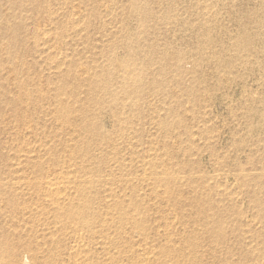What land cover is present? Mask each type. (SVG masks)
<instances>
[{
	"label": "bare ground",
	"instance_id": "obj_1",
	"mask_svg": "<svg viewBox=\"0 0 264 264\" xmlns=\"http://www.w3.org/2000/svg\"><path fill=\"white\" fill-rule=\"evenodd\" d=\"M79 1L80 5L74 7L68 6L69 0H0V264H54L50 258L40 260V257L53 254L55 248H51L48 242L56 244V232H67L68 235V246L65 253L60 252L59 264L103 262L107 259L104 249L108 234L102 233L112 230L110 222L118 228L123 221L135 229L144 225L134 217L140 212L146 195L136 194L135 200L125 199L126 195L134 193L126 192L133 181L146 185L155 198H174L179 188L184 187L196 192V177L189 176L191 174L181 176L171 166V161L181 155L196 158L198 153L195 129L198 124L194 121L198 118L196 103L200 101L196 100L194 76L203 66V62H196V53H204L205 49L196 48L195 41V45L187 44L189 49L183 52L168 41L169 33L179 22V12L186 8L195 14L192 12L184 23L196 31V9L199 10L198 26L204 29L201 34L203 42L200 43L208 52L203 58L212 66L219 64L214 51L224 54L229 51L228 61L234 59V63L255 64L256 60L251 58L255 48L251 47L254 34L250 36L248 29L264 35V0H188L187 3L182 0H92L89 7L87 2L91 1ZM224 15L227 22L220 19ZM101 16L105 20L100 27L88 23L87 17L94 21ZM41 22L43 28H40ZM114 23H117L116 27ZM158 23L169 25L172 30L160 33L154 29ZM229 26H234L240 34L231 36L233 32L230 33L227 49L222 42L215 46L218 39L210 32H231ZM51 30L54 33L51 34ZM92 31L99 33L97 40H94ZM158 34L167 39L160 42ZM30 39H33L32 47L28 43ZM22 51L24 53L20 55ZM258 53L261 52L257 51L255 58ZM186 78H190V85L185 82L188 81ZM38 109L42 114V128L34 133V111L38 112ZM147 112L154 114L150 118L154 134L147 136L150 139L146 143L144 132L138 130L140 150L135 149L138 151L135 155L132 150L137 146L134 126L143 125L142 117ZM160 112L164 115L161 116ZM204 120L201 131L207 134L210 131ZM187 122H194L195 128L183 129L185 145L181 146L182 137H177L178 132L174 134L176 131L171 130L170 123L179 128ZM53 126L59 131H50ZM108 128L114 129L117 135L112 136ZM60 132L67 134V140L54 143L52 140L58 138ZM158 135L167 140L175 135L174 141L164 140L160 144L154 138ZM176 137L178 141H175ZM34 139L38 142L35 149ZM211 145L204 144L208 148ZM221 152H217L218 155ZM210 153L213 156V149ZM198 154L201 159L200 152ZM249 154L247 159L252 167V153ZM259 163L262 162L258 160L256 164ZM217 164L221 166L223 163ZM262 166L260 172L240 167L237 172L209 176L214 190L211 192L213 202L208 205L212 216L206 217V228L211 225L214 215L221 219L222 213L237 207L244 195L249 197L259 221H264V198H260L263 194L258 189L264 184V163ZM133 173L136 176L132 178ZM171 184L177 187L175 191L168 188ZM96 190L103 196L91 199L89 194ZM188 200L191 207L196 208V196ZM185 202L183 200L182 204ZM99 206H104L105 212H101ZM180 215L173 216L179 219L183 217ZM40 219L43 228L34 230V220ZM194 219L193 225L196 226L197 220ZM169 223L173 224V220ZM94 228L100 230V236L95 237ZM187 233L189 231H185ZM173 235L166 226L163 231L157 229L155 236L165 240L173 252ZM218 237L223 239L224 235ZM143 241H146L145 237ZM248 241L254 240L250 237ZM94 248L99 250L95 256ZM136 248L138 246L127 259L136 258L137 264L151 262L150 251L138 252ZM157 250L161 255L168 252L165 246ZM195 250L193 246L190 253L186 252L189 253L187 260L194 257L196 261ZM184 256L181 254V258ZM175 264H179V259Z\"/></svg>",
	"mask_w": 264,
	"mask_h": 264
},
{
	"label": "rangeland",
	"instance_id": "obj_2",
	"mask_svg": "<svg viewBox=\"0 0 264 264\" xmlns=\"http://www.w3.org/2000/svg\"><path fill=\"white\" fill-rule=\"evenodd\" d=\"M74 1L75 0H69L68 6H74V7L76 6L77 7L78 5H80L79 0L78 1L76 0L75 2ZM89 1H91V3L87 2L88 7H89V5L90 6L92 5V0H89ZM151 1L155 2L157 0H151ZM178 1H181V0H178ZM182 1L184 3L189 2L188 0H182ZM104 2H110V0H105ZM256 2H258V1H256ZM46 4L47 3H44L43 5H46ZM251 5H252V3H251ZM217 11H218V9H217ZM192 12L193 11H191L187 8L185 9L184 12L183 11L179 12V16H180L179 22L176 25L175 30L170 29L169 28L170 26L164 25V23L156 24L154 29H158V31L160 33H163L164 31H168V29L172 30L171 31L172 34L169 33L170 39L168 41L171 42L172 46L181 49L183 52L188 51L187 49H189V48L186 46L187 44L195 45V41L197 42L196 48L198 47V48L205 49L204 51L206 52V46H203L202 43H200V42H203L201 34H202V31L204 29L198 26L199 23H198L197 19H199V14H198L199 10L196 9V31L192 30L191 28H189L184 23L186 21L187 17H191L193 14H195L194 12L192 14ZM183 14H184V16H183ZM220 19L224 20V22H227V20H228L226 15H224L223 17H220ZM87 20H88L89 24L90 23L93 24V26L96 28L97 26L100 27L101 23L105 19L102 18V16H101L99 20L93 21V18H91V17H87ZM34 22H35V20H34ZM231 23H233V22H231ZM40 25H41L40 28H43L42 26L44 25V23L41 22ZM158 25H160V26H158ZM113 26L116 27L117 23H114ZM151 29H153V28H151ZM228 31H231V32H223L225 35L222 32H217L215 30L210 32V35L212 37L218 39V42L215 44V46L219 45L222 42L227 46V47L224 46L227 49L228 48L227 42H228V38L230 37V33L233 32V34H231V36H236V35L240 34V32L237 31L234 26H231V27L229 26ZM50 32L52 34V32L54 33V30H51ZM94 32L95 31H92V34ZM248 32H250V34H249L250 36H251V34H254L253 36H251V41H252V45H253V46L251 45V47H255V48H253V55L251 58L256 60L255 64L254 63L252 64V62H249L248 64H245L243 62L234 63L235 62V61H233L234 59L233 60L229 59V61H228V57H230V56H228L230 53L229 51L226 54L214 51L213 53L217 54L216 57L217 58L219 57V59H218L219 64H216V66H214V65L212 66L211 64L208 63L207 59L205 60L203 58V54H205V52L200 53V54L196 53V62L197 61L203 62L202 63L203 66L200 67L196 71V75L194 76L196 78V100L198 99L200 101L199 103H196V114H195L196 117H198L199 119L196 118V120L194 121V122H196V124H198V125H195V126H197L196 128L194 126V128L196 129V132L198 133V134L196 133V139H197L196 140L197 141L196 152H198V153L200 152L201 159H199V157H197V155H199L197 153L196 158H191V157L185 158L181 155V156H176L177 158L171 161L172 162L171 166L181 176L183 175L186 177L189 174H191L189 176H192L194 178L196 177L195 178L196 179V192L194 191V193H193L189 187H184V188H179V192L178 191L176 192V197L172 196L174 198H170V199H166L164 197L155 198V197L151 196V192H149L151 190L148 187H145L146 185H142L138 182L136 183L135 181H133L132 184H130L128 186L126 192H127V194H129V192H131V191H133L134 193L126 195L125 199L135 200V198H137L136 194L146 195V198H144V200H143L144 202H143L142 206H140V212L137 215H135V217H134V219H136V220L139 219L140 221H142L144 223V225L142 226V228L137 227V229H135L134 227L132 228L128 224L127 221H123V223L118 228L117 225L114 227V225H115L114 222H110L112 230L102 233V235L108 234V240L106 241L107 243L105 244L106 249H104L107 259L103 260V262H101L95 258L97 260V262L93 261V264H137L136 258L127 259L128 256L130 257L131 251L133 249H135V247H137V246H138V248H136V249H138L137 250L138 252H139V250H140V252L150 251L149 259L151 262H148L147 264H175V261H177L178 259H179V264H252V263L253 264H260V262H261V264H264V234L261 232V231H264L263 230L264 229V221L262 220V223H261L259 221L260 219L257 218V212L253 208V205L250 203L248 196L244 195L242 198H240L241 201L239 204H241V206H239V204H238L237 207H232L231 209L226 211L227 213L226 212L222 213L221 219H217L214 215V218L211 220V225L207 228L204 226L206 217L208 215H211V212L208 211V205L213 202L211 199V197H212L211 192L214 190V187L212 186V181L210 180L213 177L212 174L216 175L219 173L220 174L233 173V172H237L240 167H244L243 168L244 170H253V171L255 170V171L260 172L262 167H263L262 165L264 163V158H263L264 157V153H263L264 152V121H263L264 120V104H263L264 103V69H262V68H264V66H263L264 65V44H263L264 43V35L262 36L261 33L252 32L251 28L248 29ZM220 33H221V35H220ZM260 34H261L262 38H261ZM255 36L257 39L254 38ZM98 37H99V33L93 34L94 40H97ZM193 38H195V39H193ZM157 39L160 42H162L165 39H167V37H164V36L158 34ZM219 39L221 40L220 42H219ZM28 43H29L30 47H32L33 46V44H32L33 39L32 40L30 39ZM217 48H219V47H217ZM257 51L261 52V53H258V55H257L258 59H256L257 57L256 58L254 57V55ZM23 53L24 52L22 51L20 55H23ZM206 53H208V52H206ZM225 56L227 59L225 58ZM223 61H224V63H222ZM231 65H232V67H231ZM238 67L241 70H239ZM253 67H255V68H253ZM230 68H231V70H229ZM242 69H244V70H242ZM215 71H216V73H215ZM261 72H263V74ZM237 73H239V75ZM231 78L233 79V82L231 81L232 80ZM241 78H243V80ZM186 79L188 81H185V82L188 85H190V83H191L189 80L190 78H186ZM222 79H224V80H222ZM203 81H204V83H203ZM222 81H224V82H222ZM231 82H232V84H230ZM245 83L248 85H246ZM220 84H221V86H220ZM204 85L206 86V88ZM224 86L226 88H224ZM227 86H229V87H227ZM244 86H246L245 88L248 87V90L245 89ZM209 91H212V94H210L211 92H209ZM253 93H254V95H253ZM206 94H207V96H206ZM225 95H227V96H225ZM204 96H206L208 98H206V97L204 98ZM209 98H210V100H209ZM256 99L257 100L259 99V100L257 101ZM205 101H207V102H205ZM249 102H250V104H248ZM251 103L253 104L252 107L250 106ZM40 105H41V102H40ZM183 105H185V104H183ZM212 107H215V108H212ZM248 107H251L250 108L251 111L248 109ZM178 109L181 112V108L179 107ZM197 114H199V115H197ZM160 115L163 116L164 113L160 112ZM203 115H204V117H203ZM208 115L210 118L207 117ZM259 115H261V116H259ZM41 117H42V114L40 112V109H38V112L34 111V130L36 129V131L34 133H38L42 128V125L40 124L41 120H42ZM151 117H154L153 113H150V112L145 113V115H143V117H142L143 118V125L134 126L136 128V131H137V133L135 135L136 138H134V143L137 144V146L132 149L133 153L135 155L137 154L136 152H138L140 150V146L138 144L139 143L138 130L142 131V133L144 132L143 138L146 141V143L150 139V138L148 139L147 136L151 135V133L154 134V130H152L153 128H152V125L150 124V118ZM38 118H39V120H38ZM207 118H209V119H207ZM203 120L207 122L206 126L209 128L208 132L210 131L212 133H210V132L207 134L202 133L201 122L204 123ZM144 121L146 122L145 125H144ZM208 121H209V124H208ZM194 122H191V123L187 122V124H185L184 126L179 127V128H176V124L170 123L171 130L176 131V132H174V134L176 135L178 132L177 137L178 136L182 137V143L180 144L181 146L185 145L184 141H183V136H182L184 134V131H185L183 129L193 128ZM259 122H260V124H259ZM147 123H149V124H147ZM56 125H54V126H56ZM253 125H254V127H253ZM54 126H53V128L52 127L50 128V131H59ZM147 127H149V128H147ZM211 127L213 128V131H212ZM194 128H193V130H194ZM198 128H200V129H198ZM109 129L110 128H108V131H112V136L117 135V133L114 129H112V128L110 130ZM64 132L66 133L67 131H64ZM175 135H172L171 140H167L166 138H164L163 135L154 136V138L157 139L158 140L157 142H159V143L160 142L162 143L164 140H165L164 142H167V141L172 142V141H174ZM212 135H214L215 137ZM210 136H212V137H210ZM177 137L175 138V141H178ZM199 137H200V141H198ZM208 138L210 140L212 139V141H210ZM65 139L67 140V134L65 136L64 133L60 132L59 137L56 138L55 140H52V141H55L54 143H58L57 140L63 141ZM204 139H206V140H204ZM116 140H117V138H116ZM37 144H38V142H36V140L34 139V149L37 148ZM204 144H209V145L212 144V145L210 146V148H208V147L204 146ZM243 147H245V148L243 149ZM135 149H137L138 151H136ZM212 149H213V156L210 153V151H212ZM201 150H203V151H201ZM256 150H258L257 153H259V154L256 153ZM221 151L222 152L224 151L226 154L223 152V154L221 155V153H222ZM125 152H127V151H125ZM130 152H132V151H128L127 153H130ZM217 152H221V153H219V155H218ZM249 153H252L251 161L254 162V166H252V167L248 163L250 161H248V159H247L248 155H250ZM123 154H126V153H123ZM222 156H224V157H222ZM221 158H222V160H221ZM217 159H219V160H217ZM223 159H225V160L223 161ZM179 160H181V161H179ZM258 160L262 163L256 164V162ZM219 161H221V162H219ZM214 162H216V164H214ZM201 163H203L204 165L203 164L201 165ZM217 163H220V164L223 163L221 165L222 167L220 165H218ZM173 164H176V165H173ZM182 164H184L183 167H182ZM133 174L134 175L132 176V178L136 176L135 173H133ZM231 181H232V179L229 178V182H231ZM173 186L174 185H172V184L168 185V188L172 191H175V189L177 187L174 186V189H172ZM126 187L127 186H125L124 188H126ZM258 189L263 194V195H260V198H264V184L261 186H258ZM132 195H134V196H132ZM99 196H103L99 190H96V191L89 194V197L91 199H93L94 197L98 198ZM192 196H196V208L191 207L190 201L188 200ZM183 200H186V202H185L186 204H182ZM145 202H147V203H145ZM148 202H150V203H148ZM163 202H165V203H163ZM179 203H180V205H179ZM100 207L101 206H99V210L101 209V212H105V210H106L105 207L104 206H102L101 208ZM202 207H205V209ZM175 208L178 210H176ZM238 209L241 211H239ZM252 211H253V213H251ZM159 213H160V215H159ZM174 214H178V215L181 214L183 217H180L179 219L174 218V216H173ZM246 215H248L249 218ZM197 216H198V218H197ZM225 216H227V217H225ZM194 218H196V220H197L195 223L196 226L193 225V223L195 221ZM42 219H40L38 221L34 220V230H37V228L38 229L43 228L42 227V224H43ZM168 219L173 220V224L169 223ZM248 219H250V221ZM190 223H192V224H190ZM166 226L169 227V230H171V232H173V234H175V235H173V240L175 243L174 244L175 250L173 252H172L170 246H166L167 244H166L165 240H163L162 238H159L158 236H155L157 229H159L160 231H163V229H166ZM184 227H186V228H184ZM189 227H191V228H189ZM195 228H196V233L194 232ZM174 229H175V231H174ZM94 231H95V237L100 236L101 232L98 228H94ZM97 231H98V234H96ZM185 231H189V233L185 234ZM246 232H248V233L246 234ZM45 233H47V231ZM66 233L56 232V234L54 236V241L56 242V244L51 245V242H48V245L51 248H55V249H53V254H51V256L40 257V260H48V258H50L51 261L53 260L54 264H59L60 257L62 256L60 254L65 253V250L68 246V243L66 240L68 235ZM181 234H184V235H181ZM220 234L224 235L223 239H220L218 237ZM143 235H145V236H143ZM209 236H210V238H209ZM143 237H145L146 241H143ZM250 237L253 238V240H254L253 242L248 241V238H250ZM257 238H259L260 240ZM62 239L64 241H61ZM261 239H262V241H261ZM97 240L101 241L102 239H97ZM195 241H196V243L192 245V242H195ZM249 243L250 244L252 243V244L250 245ZM208 244H209V246H208ZM240 244L243 246H241ZM53 245H54V247H53ZM164 246L168 250V252L161 255L160 251H158L157 248L164 247ZM193 246L196 248V250H195L196 251V261H195L194 257L191 259V261H189L186 259V256L190 253L189 251L192 250ZM240 247H242V248H240ZM88 248L90 249L89 242H88ZM176 248H178V249H176ZM228 250H230V251H228ZM262 250H263V252H262ZM62 251H64V252H62ZM247 251H249V252H247ZM92 252L94 253L93 256H95L96 254L99 253V250L97 248H94V249H92ZM186 252H189V253H186ZM227 253L229 255H226ZM181 254H185V256L181 258ZM136 255H138V253ZM133 259L136 260V263H135V260L133 261Z\"/></svg>",
	"mask_w": 264,
	"mask_h": 264
}]
</instances>
